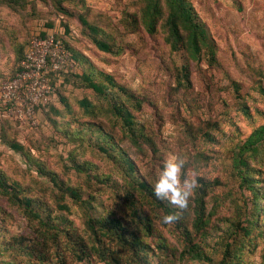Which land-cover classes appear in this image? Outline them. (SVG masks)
<instances>
[{
  "label": "rangeland",
  "instance_id": "obj_1",
  "mask_svg": "<svg viewBox=\"0 0 264 264\" xmlns=\"http://www.w3.org/2000/svg\"><path fill=\"white\" fill-rule=\"evenodd\" d=\"M151 1L16 0L20 16L0 8V44L11 40V26L27 42L37 28L65 29L79 64L63 88L64 106L58 93L60 107L30 136L0 123V178L62 232L44 243L42 224L0 192V264H107L77 262L66 250V230L87 239L86 211L125 233V246L114 249L128 264H218L221 246L255 218L240 262L264 264V141L250 158L256 185L243 184L233 168L236 146L264 125V0H184L205 34L195 56L181 23L182 40L170 32V3L156 0L155 9ZM11 53L6 44L0 83L21 57ZM87 72L106 86V97L86 91ZM173 153L185 159L182 177L197 183L183 211L137 187L145 181L153 190ZM202 196L206 223L198 227ZM165 214L178 218L165 224ZM141 252L145 261L134 254Z\"/></svg>",
  "mask_w": 264,
  "mask_h": 264
},
{
  "label": "trees",
  "instance_id": "obj_2",
  "mask_svg": "<svg viewBox=\"0 0 264 264\" xmlns=\"http://www.w3.org/2000/svg\"><path fill=\"white\" fill-rule=\"evenodd\" d=\"M170 3L171 6V14H170V32L175 37L176 41L182 40V34L180 32V23L185 28L186 31L189 32V38L188 42L191 46L192 55L195 56L199 51L198 42L201 39V37L205 38L204 30L199 27L198 24H196L192 18V15L190 14L188 8L186 7V3L184 0H167ZM158 2L156 0L151 1V7L157 8L156 4ZM5 5L7 8L11 9L13 13L20 16L21 12L18 9V3H16V0H1L0 2V8H4ZM24 27V26H23ZM20 28L12 27L11 26V40H7V42L4 44H0V56L5 52V45L9 44L11 46V54H13V58L17 59L18 55L20 54L21 57L18 60V63L16 65V68L13 72V74L6 78L11 79L14 77L17 71L20 70V62L24 58L25 53L30 45V39L28 42L26 41V34L24 38L20 37V34L18 32ZM65 34L66 30L62 32L57 33V39L62 40L66 49L70 53V62L73 64V67H70L67 71L60 72V75L58 76L56 73H52L51 79L52 84L56 88V94L53 96L51 102L41 108V123L46 113L50 109L59 108L61 105L64 106V95L62 94L63 88L67 85V82L70 80V77L75 75L77 69H78V62L75 58L74 54L71 52V49L65 40ZM72 34V32H71ZM42 36H46V33H42ZM97 46L105 51L110 52L111 49L109 45L106 42L99 41L97 42ZM1 58V57H0ZM83 80L86 83V91L89 93H96L103 97L107 96V89L106 86L102 84H98L95 82L94 77L90 75L89 72L83 73L81 76ZM5 79V80H6ZM111 82V79H109ZM112 84L114 82L112 81ZM59 93V103L60 106H57V104H54L55 99ZM81 105L84 108H89L90 103L87 101V99L83 98L81 99ZM116 111H120L121 109H124L122 106L118 107L116 104H113ZM131 118L127 117L128 123L131 125ZM0 123H7L10 126H14L18 131L20 130L17 125H14L12 122L4 120L0 118ZM40 125L36 129H32L28 132V135L34 133ZM7 126V125H6ZM5 126H1V130L4 129ZM19 132H24L20 130ZM264 141V125L256 129L247 139L245 142L240 143L236 146L234 152H233V168L237 172V174L241 177V180L244 183H250V185L253 187L258 183L254 177L251 176L250 170H251V164H250V158H252L255 153L258 151V146ZM253 183V185L251 184ZM139 189H141L143 192H149L150 194H153V190L150 189L147 182L143 181L140 184L137 185ZM19 189L11 187L10 189L6 186V181L4 179L0 178V192L4 194V196L7 198V200L13 205L21 210H23V213L28 216L29 218H33V220H37V223L42 224L41 235H43V241L44 243L48 242H56L57 237H59L62 232L60 231L59 227L56 225H53L51 222L47 220L42 219L37 215V213L33 210L31 207L32 201L27 199H21L19 197ZM73 195L75 196L76 193L73 192ZM203 196L199 199L200 205L196 208V225L198 227H202L204 223H206L205 219V213H204V206H203ZM82 204L91 205L89 202H85ZM63 209L67 208L66 206H62ZM257 207L254 209V211H257ZM134 213L138 214V209L134 210ZM140 216V214L138 215ZM84 225L85 230L88 233L87 239L82 236H76V233L65 231L67 236L64 238H67V247L66 250L69 252L70 258H73L77 262H83L86 259H98L101 262H105L107 264H113L115 262L116 264H128L129 261L121 260V257L119 256L118 252H116L117 247L125 246L127 239L125 236V233L122 232L117 227H110L107 228L106 224L102 222L99 219H96L91 213H88L87 211L84 212ZM257 220L255 218H249L246 222V225L243 226L239 232H234L232 234V242L226 241L223 246H221L222 249V258L221 261L218 262V264H241L242 257L244 255V250L246 247V243L251 241V236L253 235V232L257 229ZM138 242L139 248H143L142 251L147 252L149 245L143 244L140 242L139 239H136ZM123 243V245H122ZM110 244V245H109ZM113 244L116 245V247L113 246ZM136 258L145 261L147 258L146 254H136ZM199 254L195 259H202V256ZM133 260V257H132ZM131 262V261H130ZM56 264H69L67 259H63L62 262H56Z\"/></svg>",
  "mask_w": 264,
  "mask_h": 264
},
{
  "label": "built area",
  "instance_id": "obj_3",
  "mask_svg": "<svg viewBox=\"0 0 264 264\" xmlns=\"http://www.w3.org/2000/svg\"><path fill=\"white\" fill-rule=\"evenodd\" d=\"M56 31L46 36L34 33L13 78L0 83V118L29 132L41 123V108L56 94L51 74L67 71L73 64L70 53Z\"/></svg>",
  "mask_w": 264,
  "mask_h": 264
},
{
  "label": "clouds",
  "instance_id": "obj_4",
  "mask_svg": "<svg viewBox=\"0 0 264 264\" xmlns=\"http://www.w3.org/2000/svg\"><path fill=\"white\" fill-rule=\"evenodd\" d=\"M185 159L178 154L167 155L153 185L157 199L167 200L176 209L183 211L189 206L190 197L197 187L196 180L183 174ZM178 214H165L162 221L165 224L173 223Z\"/></svg>",
  "mask_w": 264,
  "mask_h": 264
},
{
  "label": "crops",
  "instance_id": "obj_5",
  "mask_svg": "<svg viewBox=\"0 0 264 264\" xmlns=\"http://www.w3.org/2000/svg\"><path fill=\"white\" fill-rule=\"evenodd\" d=\"M40 31V29H35V30H33V32L31 33V36L34 34V33H37V32H39ZM42 31H44V33L46 32V33H48L49 32V30L47 31V30H42ZM39 33H41V32H39Z\"/></svg>",
  "mask_w": 264,
  "mask_h": 264
}]
</instances>
